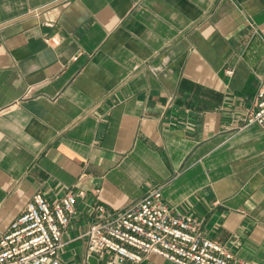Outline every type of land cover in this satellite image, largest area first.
<instances>
[{"label":"crops","instance_id":"1","mask_svg":"<svg viewBox=\"0 0 264 264\" xmlns=\"http://www.w3.org/2000/svg\"><path fill=\"white\" fill-rule=\"evenodd\" d=\"M263 80L264 0H0V235L35 193L84 191L64 238L87 264L95 206L161 187L264 262Z\"/></svg>","mask_w":264,"mask_h":264},{"label":"built area","instance_id":"2","mask_svg":"<svg viewBox=\"0 0 264 264\" xmlns=\"http://www.w3.org/2000/svg\"><path fill=\"white\" fill-rule=\"evenodd\" d=\"M46 41L60 44L57 35L47 36ZM250 123L264 131V80L247 115ZM84 195V191H68L50 200L35 193L0 235V264H73L64 235ZM95 209L98 218L81 236L86 242V261L94 255L99 264L140 263L154 253L176 264H264L240 257L234 246L208 235L199 218L165 203L161 187L122 209L109 210L103 203Z\"/></svg>","mask_w":264,"mask_h":264},{"label":"water","instance_id":"3","mask_svg":"<svg viewBox=\"0 0 264 264\" xmlns=\"http://www.w3.org/2000/svg\"><path fill=\"white\" fill-rule=\"evenodd\" d=\"M87 264H99V261L94 255H89L87 257Z\"/></svg>","mask_w":264,"mask_h":264},{"label":"rangeland","instance_id":"4","mask_svg":"<svg viewBox=\"0 0 264 264\" xmlns=\"http://www.w3.org/2000/svg\"><path fill=\"white\" fill-rule=\"evenodd\" d=\"M67 251H68V256H69V257L74 256V251L71 250L69 246L67 247ZM246 259H247V258H246Z\"/></svg>","mask_w":264,"mask_h":264}]
</instances>
